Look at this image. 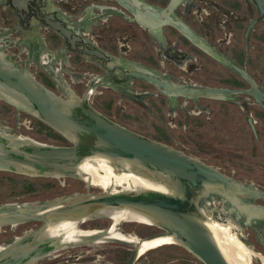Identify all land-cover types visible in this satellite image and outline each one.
<instances>
[{
  "label": "flooded vegetation",
  "instance_id": "flooded-vegetation-1",
  "mask_svg": "<svg viewBox=\"0 0 264 264\" xmlns=\"http://www.w3.org/2000/svg\"><path fill=\"white\" fill-rule=\"evenodd\" d=\"M0 59L2 64L26 70L60 97H86L110 119L108 114L114 106L122 115L131 112L127 100L137 104L134 115L141 111L157 117L158 109L166 104L174 121L178 113L182 115L184 129L196 127L200 137L211 138L207 143L234 147V156L221 162L222 166L188 155L249 190L264 193V169H260L264 162L253 159L252 154L242 157L237 153V146L250 145L253 151L258 150L254 146L264 145V108L245 92L209 96L201 90L248 89L253 82L264 93V0H20L18 4L0 0ZM253 65L259 73L251 71ZM138 72L178 83L187 93L171 98L134 75ZM192 88L200 92L197 97L188 93ZM10 111L15 113L14 126L0 123V130L13 133L27 122L30 130L58 138L57 131L34 115L0 99V112ZM22 116L24 121H19ZM242 199L244 203H231L211 195L200 207L204 216L215 226H224L223 232L249 252L252 264H264V213L254 214L246 207L264 206V198L245 195ZM9 204L28 206V202H0V206ZM29 222L37 225L23 229ZM143 222L153 227L129 228V222L124 221L114 224L108 214L60 220L54 226L58 235L47 234L45 228L39 238H57L56 247L29 264L55 252V264L82 263L79 258L86 259L84 264H92L95 256L103 258V264H127L132 254L131 264H203L173 241L141 251L149 243L143 240L162 234L155 225ZM40 223L1 224L0 234L10 235L0 240V251ZM59 223H65L62 232L56 230ZM126 234L134 239L123 236ZM94 243L103 245L96 251L84 249ZM163 246L170 249L161 250Z\"/></svg>",
  "mask_w": 264,
  "mask_h": 264
},
{
  "label": "water",
  "instance_id": "water-1",
  "mask_svg": "<svg viewBox=\"0 0 264 264\" xmlns=\"http://www.w3.org/2000/svg\"><path fill=\"white\" fill-rule=\"evenodd\" d=\"M18 4L20 0H13ZM180 29L186 27L180 23ZM238 71L243 73L238 67ZM150 81L174 98L185 95L178 83L155 75L134 73ZM248 89L229 90L205 87V95L218 96L225 91L252 95L264 108V93L253 82ZM197 97L200 92L188 91ZM0 99L26 110L57 131L68 144H48L0 130V170L30 177L75 178L84 180L79 163L89 155H102L115 162L127 161L140 175L164 185V189L86 191L28 202L27 207L14 204L0 206V225L23 221H40L0 251V264H29L56 247L57 238L39 239L51 220L60 217L87 219L103 217L113 208H127L143 214L150 224L162 230L174 242L188 250L203 264H230L206 223L200 204L213 195L222 201L243 202L242 196L264 193L249 190L244 184L215 167L171 145L133 131L96 110L86 97H60L34 79L26 70L2 64L0 59ZM254 214L264 213V206L246 205ZM90 237H87L89 239ZM123 241L124 240H119ZM134 254L127 264H131Z\"/></svg>",
  "mask_w": 264,
  "mask_h": 264
},
{
  "label": "rangeland",
  "instance_id": "rangeland-1",
  "mask_svg": "<svg viewBox=\"0 0 264 264\" xmlns=\"http://www.w3.org/2000/svg\"><path fill=\"white\" fill-rule=\"evenodd\" d=\"M251 71L255 73H259L258 67L253 65L251 67ZM264 84V82H263ZM126 104L130 107L131 112L129 114H120L116 111V107L111 108L109 112V116L115 120L116 122L125 125L133 131H136L140 134H143L152 139L159 140L164 142L172 147L182 150L184 153L190 154L192 156L201 157L206 159L209 163L217 166H222L221 162L224 163L230 160L231 156H234V147L230 145H213L209 144L206 141H211V138L204 139L200 137L198 130L192 125L191 130H186L183 128L181 122L183 117L180 113H178L177 119L174 121V118H170V111L167 108L166 104H163V108L161 110L158 109L157 117L156 115H152L151 113L145 112H136L137 115H134V111H137V104L133 101L127 100ZM132 108V109H131ZM173 115L174 111L172 112ZM136 119H135V118ZM14 118L15 113L10 112H0V123L1 125H8L10 127L14 126ZM28 118V117H27ZM194 119L191 118V121ZM19 121H24V116H22ZM26 126L19 125L13 129V133L20 136H30L31 138L42 141L46 143H56V144H68V140L63 138H52L46 136L44 133H36L35 130H30L28 128V123H25ZM159 127L160 129L156 128ZM206 142V145H205ZM255 149L258 150L250 151V145L246 146H237V153H239L242 157H249L252 154L253 159H258L261 162H264V145H256ZM264 169V167L260 168ZM227 170V169H226ZM228 172V171H226ZM122 176V175H121ZM116 177H120V175H116ZM257 180V179H255ZM127 182V181H126ZM129 182V179H128ZM31 183L32 190L25 192V184ZM120 188V187H118ZM100 186H95L91 182V186L89 188V192H98L103 190ZM86 191V182L81 179L75 178H47V177H28L23 178L19 175H15L12 173H6L0 171V202H30L35 200H42L46 198H51L64 194H71L75 192H84ZM129 222L126 223V226L135 227L137 229H146V223L143 221H124ZM139 222V223H137ZM37 225V222H29L24 225L23 229L32 228ZM228 234V232H226ZM10 235V233H5L4 235L0 234V240H4ZM229 235V234H228ZM251 243L256 245L259 250L262 251L260 245L251 240ZM103 244L94 243L91 246L85 247L84 249H91L96 251V249H100ZM170 249V247L161 248V250ZM55 253L50 254L49 256L35 262L34 264H55L56 257ZM68 253V252H67ZM92 264H103L104 260L100 256L92 258ZM78 260L82 261L84 264V258H79ZM112 260V259H109Z\"/></svg>",
  "mask_w": 264,
  "mask_h": 264
},
{
  "label": "bare ground",
  "instance_id": "bare-ground-1",
  "mask_svg": "<svg viewBox=\"0 0 264 264\" xmlns=\"http://www.w3.org/2000/svg\"><path fill=\"white\" fill-rule=\"evenodd\" d=\"M78 170L83 176L84 180H89L95 186H100L101 188L104 187L103 190L106 191H113L120 188L132 189L135 187H149L161 190L165 188L163 184L150 178L144 177L139 173L135 172L129 162L121 160L115 162L102 155L86 156L79 163ZM117 174L120 175V177H116ZM203 209L204 208L202 207V210ZM104 213L108 214L109 217L112 216L114 224H119L123 221H126L127 219L129 221L136 220L145 221L149 223L148 218L145 217L143 214L127 208H113L112 210L105 211ZM121 218L125 220H122ZM60 220L62 221L77 219H71L69 217H60L57 220H51L46 226V233L58 235L54 232V226ZM205 223L210 229L212 236L214 237L220 250L222 251V253L230 264H252V259H250L251 255L249 254V252H247L245 248L241 247L230 235H228L227 233L225 234L223 232L221 227L224 226L219 224H217L218 226H215L206 216ZM64 225L65 223H59L57 225L56 230L62 232ZM123 236L128 237L129 239H134V236L132 235L126 234ZM65 239L68 238L65 237ZM136 239L139 240L138 238ZM170 241H173V239L167 235H161L152 239H145L143 240V242L149 243L144 244L141 247V251L142 249L144 251L145 249L152 248L164 242Z\"/></svg>",
  "mask_w": 264,
  "mask_h": 264
},
{
  "label": "trees",
  "instance_id": "trees-1",
  "mask_svg": "<svg viewBox=\"0 0 264 264\" xmlns=\"http://www.w3.org/2000/svg\"><path fill=\"white\" fill-rule=\"evenodd\" d=\"M55 135H56V137H58V138H63V136L57 134L56 132H55ZM21 177H23V178H28V177H24V176H21ZM25 185H26V186H25L24 191H30V190H32V189L34 188V187H32V184H31V183H26ZM33 190H34V189H33Z\"/></svg>",
  "mask_w": 264,
  "mask_h": 264
}]
</instances>
